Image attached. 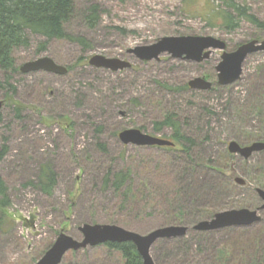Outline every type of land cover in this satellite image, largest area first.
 Instances as JSON below:
<instances>
[{"label":"rangeland","instance_id":"374dc122","mask_svg":"<svg viewBox=\"0 0 264 264\" xmlns=\"http://www.w3.org/2000/svg\"><path fill=\"white\" fill-rule=\"evenodd\" d=\"M73 1L64 30L82 37L85 45L26 30L28 45L12 51L9 69L0 68V151L6 147L0 179L7 196L0 206V264H35L60 234L80 242L84 225H115L140 235L186 227L184 236L151 246L153 264H225L219 259L222 250L231 263L250 255H257L255 264L264 262V209L257 193L264 191V151L247 159L228 153L230 142L240 147L264 142V52L249 55L240 79L227 86L217 84L219 50H210L201 63L167 53L159 61H140L127 53L165 37H211L224 42L227 52L262 42L264 0L233 3L258 24L238 17L226 0ZM92 6L98 9L94 29L85 17ZM224 16L234 26L226 25ZM93 56L131 67L95 68L88 64ZM41 57L65 67L67 74L19 72ZM195 78L212 88L189 89ZM168 116L192 140L190 146L139 147L118 138L137 129L171 141V128L159 126ZM120 173L128 177L117 184ZM45 178H53L50 192L44 190ZM242 209L256 212L259 221L194 230L214 214ZM60 264L122 260L99 245L69 251Z\"/></svg>","mask_w":264,"mask_h":264},{"label":"water","instance_id":"95a60500","mask_svg":"<svg viewBox=\"0 0 264 264\" xmlns=\"http://www.w3.org/2000/svg\"><path fill=\"white\" fill-rule=\"evenodd\" d=\"M210 50L222 52L220 62L215 67L217 84L227 86L240 79L242 65L246 58L254 53L264 52V41H249L240 45L235 51L227 52L224 42L211 37H165L159 39L150 46L136 47L128 50L127 53L133 55L140 61H159L162 54H169L173 59H184L201 63L211 55ZM88 64L95 68L109 69L113 72L129 69L128 62L118 59H107L102 56H93L88 60ZM46 72L49 74L63 76L68 70L59 66L47 57H41L34 61L24 63L19 67V72L29 74L35 72ZM189 89L208 91L212 84L203 78H195L187 83ZM2 103L0 102V108ZM119 140L124 145H135L139 147L165 148L173 147L174 143L165 139L157 138L142 133L137 129H128L118 134ZM264 151V142H255L247 147H240L235 142L228 144V153L239 154L244 159L250 157L252 153ZM236 183L243 185L244 181L236 179ZM258 196L263 201L264 191L257 190ZM259 221L256 212L245 209L232 210L214 214L211 221L200 222L194 230L199 232L218 230L232 226H248ZM82 240L77 242L67 235L60 234L50 249L35 264H60L64 255L69 251H78L86 247H96L106 243H131L142 264H153L149 255L151 246L160 239H170L182 237L186 234L187 228L184 226H168L156 229L146 235H140L127 231L115 225H84L81 227Z\"/></svg>","mask_w":264,"mask_h":264},{"label":"trees","instance_id":"16d2710c","mask_svg":"<svg viewBox=\"0 0 264 264\" xmlns=\"http://www.w3.org/2000/svg\"><path fill=\"white\" fill-rule=\"evenodd\" d=\"M226 1L229 2L230 7L236 10L238 17L246 18L250 23L258 24L253 16H249L245 13V9L234 6V0ZM73 12V0H0V68L5 70L9 69L13 64L11 59L12 51L16 48L26 47L28 45V40L25 34L26 30L39 34L48 40H66L79 45H85V40L82 37H72L64 30V24L70 20ZM97 14V6H92L88 9L87 15L85 16L89 27L92 29L97 25ZM223 19L226 25L228 24V26H231V17L224 16ZM232 26H234L233 23ZM1 122L2 115L0 113V123ZM155 126H158L157 123ZM159 126H167L171 128L173 132L171 142L174 140V146L165 147V149H176L180 146V143H185L189 146L192 144V140L181 135L179 123L174 122L172 116L166 117L165 121L159 124ZM189 149V147L183 148L185 152H188ZM5 153L6 147H3L0 151V160L3 159ZM48 172L51 171L48 170ZM127 177L128 173H120L115 176V181L117 184H122ZM52 184L53 178L46 179L44 190L50 192ZM6 203V188L3 181L0 179V206H5ZM177 216L178 215H176V217ZM179 220H181V218H179L178 221ZM103 246L106 249L120 254L122 264H142L141 258L131 243H106L103 244ZM253 246L255 247V244ZM255 257H257V255H250L247 257L246 261H242L240 264H255L257 261L252 262ZM219 259L225 264L227 262H229V264H236V260L231 263L225 259L223 250L219 253ZM258 264H264V262H259Z\"/></svg>","mask_w":264,"mask_h":264}]
</instances>
